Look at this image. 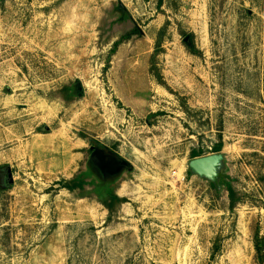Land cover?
Wrapping results in <instances>:
<instances>
[{
    "label": "rangeland",
    "instance_id": "1",
    "mask_svg": "<svg viewBox=\"0 0 264 264\" xmlns=\"http://www.w3.org/2000/svg\"><path fill=\"white\" fill-rule=\"evenodd\" d=\"M220 143L234 209L189 169ZM257 235L264 0H0V264H264Z\"/></svg>",
    "mask_w": 264,
    "mask_h": 264
},
{
    "label": "water",
    "instance_id": "2",
    "mask_svg": "<svg viewBox=\"0 0 264 264\" xmlns=\"http://www.w3.org/2000/svg\"><path fill=\"white\" fill-rule=\"evenodd\" d=\"M185 41L188 43L190 37H187ZM225 163L224 154L216 153L193 159L189 163V169L193 175L207 180L220 190L222 186L221 183L226 178L224 174L226 168Z\"/></svg>",
    "mask_w": 264,
    "mask_h": 264
},
{
    "label": "trees",
    "instance_id": "3",
    "mask_svg": "<svg viewBox=\"0 0 264 264\" xmlns=\"http://www.w3.org/2000/svg\"><path fill=\"white\" fill-rule=\"evenodd\" d=\"M223 150V143H220L219 145H217L215 148H214V153H221ZM203 155L200 153V152H197V151H194L193 154H192V159H196V158H199V157H202ZM189 174H191L189 172ZM226 179V178H225ZM221 185H224L226 186V190L228 192V196H229V199H230V202H231V208L234 209L236 205L239 204L240 202V199L238 197V193L236 191V189L232 186L231 183L227 182L226 180H223ZM213 187H216L214 185H212ZM68 188L70 191L74 190L75 188H70V187H66ZM255 248L259 254V257L262 261H264V254H263V247H262V244L260 242V238H259V235L256 236L255 238Z\"/></svg>",
    "mask_w": 264,
    "mask_h": 264
}]
</instances>
